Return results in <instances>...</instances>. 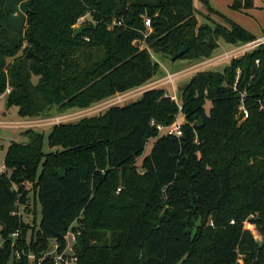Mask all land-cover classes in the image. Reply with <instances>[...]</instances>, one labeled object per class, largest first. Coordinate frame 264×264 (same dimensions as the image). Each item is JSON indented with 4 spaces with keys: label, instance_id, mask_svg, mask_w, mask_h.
<instances>
[{
    "label": "trees",
    "instance_id": "trees-1",
    "mask_svg": "<svg viewBox=\"0 0 264 264\" xmlns=\"http://www.w3.org/2000/svg\"><path fill=\"white\" fill-rule=\"evenodd\" d=\"M8 2L0 0V98L10 89L5 105L21 118L88 109L143 87L161 71L150 50L174 57L188 45L178 60L194 61L211 58L220 40H257L211 9L225 25L198 27L193 0H29L27 33L12 37L2 23ZM232 8L254 2L234 0ZM87 15L93 23L76 36ZM180 99L151 89L101 115L56 124L49 153L46 135L33 129L27 142H12L0 178V264L17 251L39 258L53 242L63 250L69 230L77 234V264H242L240 257L264 264V44L223 71L198 72ZM242 101L249 115L239 121ZM181 113L182 137L159 135L158 126ZM27 184L41 205L37 227L12 215L28 204Z\"/></svg>",
    "mask_w": 264,
    "mask_h": 264
},
{
    "label": "rangeland",
    "instance_id": "rangeland-1",
    "mask_svg": "<svg viewBox=\"0 0 264 264\" xmlns=\"http://www.w3.org/2000/svg\"><path fill=\"white\" fill-rule=\"evenodd\" d=\"M233 0H193V8L198 20V27L205 24L213 26V22L216 24L225 25L223 19L210 14V9L216 11L220 15L240 25L242 28L250 32L255 37L264 35V0H253L254 8L251 11L244 13L232 8ZM29 10V0H10L4 8L3 14L5 20L2 22L3 26L8 25V30L12 37H17L16 32L26 35L27 33V13ZM92 18L90 15L82 17L78 20L75 27H81L82 25L92 24ZM112 29V26H109ZM222 42V40H220ZM142 48H147L145 43L141 44ZM235 53L229 48L226 53L229 57H226L224 50L218 49L213 56L209 59L200 60H173V57L162 56L153 53L150 50L152 59L158 62L161 66V71L152 80L141 88L128 91L123 94H118L110 99H107L99 104H95L88 109H71L67 111H60L57 107L52 108L45 114L37 118H21L18 115V108L12 107L8 109L6 107V97L0 98V163L5 165V154L8 146L12 142H27L25 132L29 129H33L37 132L44 133L45 140L43 143L44 153L55 151L51 149L48 142V134L52 127L60 123H73L77 122L85 117L98 116L107 111L113 106H123L132 103L139 98L145 91L151 89H164L168 95H174L177 97L178 104L181 105L180 94L182 88L200 71H223L224 67L230 63L233 57H239L242 52L245 51V47H240ZM232 54V55H231ZM18 54V56H20ZM13 59H9L8 62H12ZM175 74V81L173 84L166 83L169 75ZM37 82V78H34ZM7 95V93H6ZM212 107L211 101H207L205 105L206 112L209 113ZM176 120L180 123H185V116L181 113L177 116ZM165 127V126H164ZM159 131V130H158ZM167 130L159 131V135H165ZM156 139H150L145 147L143 155L137 159V167L141 171V165L146 156H148L154 146ZM26 190H29V201L26 206L19 207L20 215L23 221L29 224L31 227H37L41 221V205L37 203V195L33 190L31 184L26 185ZM83 221V220H82ZM86 223V222H85ZM200 221L196 222L198 226ZM73 227H81V223L77 222ZM1 228V227H0ZM254 235L258 238V234L254 227H251ZM30 233L28 234V238ZM260 241V238L257 239ZM2 243V242H1ZM2 245V244H1ZM240 263L243 264V257L239 258ZM12 264V263H10ZM30 264H33L30 262Z\"/></svg>",
    "mask_w": 264,
    "mask_h": 264
},
{
    "label": "built area",
    "instance_id": "built-area-1",
    "mask_svg": "<svg viewBox=\"0 0 264 264\" xmlns=\"http://www.w3.org/2000/svg\"><path fill=\"white\" fill-rule=\"evenodd\" d=\"M116 24L117 23L114 22L113 25H112V28ZM144 24H145V27L147 29V33L145 34V37H147L152 32L151 20L148 19V18H146L144 20ZM118 25H121V23H118ZM261 44H264V42H263L262 39L259 40V41L256 40L253 43H249V44H246V45H241L240 47H242V48L243 47L249 48V49H246L245 51H243L242 54L253 50L254 48H256L257 46H259ZM234 49H236V50L238 49L239 50L240 48L237 47V48H234ZM234 49L232 50L233 53L236 52V50H234ZM225 56L226 57H229V55H227V54ZM233 58H235V57H233ZM233 58H231V59H233ZM257 63H258V61H257ZM175 77H176L175 74L169 75L168 78H167V80H166V83L173 84L174 81H175ZM9 92H10V89L7 90V93H9ZM168 96H170L172 100H174L175 102L178 103L176 96H174V95H168ZM180 108H181V106H180ZM248 115H249L248 110L245 108L244 103L242 101V104L240 106L239 115H238L239 121L245 120L248 117ZM182 126H183V124L180 123L179 120H176L169 127H164V126H161V125L158 126V130L159 131H163L165 129V130H167L166 133H165V135H171V136H175L177 138H181L182 135H183ZM6 171H7L6 165H2L0 163V178H1V176L4 173H6ZM12 215H14V216L15 215L21 216L19 211L17 213H13ZM233 223H234V221H232V224ZM18 237H19V232L14 233L12 235V238L13 239H16ZM65 240H66V245H65V248L63 250H60L59 245L56 242H53V243L50 244V247H49L48 250H46L45 252L41 253V255H40L39 258L33 252L25 253V252H19V251H17V252H15L13 254L12 262L13 261L14 262L15 261L20 262L23 257H26L29 260V262H32L33 264H35V263L42 264L46 260L52 261L53 264H77L78 263V259L75 256V251H74V247H75V244L77 242V234L74 233L72 230H69L68 234L65 237ZM1 242H2V237L0 235V247H1V244H2Z\"/></svg>",
    "mask_w": 264,
    "mask_h": 264
},
{
    "label": "water",
    "instance_id": "water-1",
    "mask_svg": "<svg viewBox=\"0 0 264 264\" xmlns=\"http://www.w3.org/2000/svg\"><path fill=\"white\" fill-rule=\"evenodd\" d=\"M87 29H89L88 25H82L81 27H75L74 28V34L76 36L81 35L84 31H86ZM188 50V45H185L174 57L173 60L176 61L178 59H180Z\"/></svg>",
    "mask_w": 264,
    "mask_h": 264
},
{
    "label": "crops",
    "instance_id": "crops-1",
    "mask_svg": "<svg viewBox=\"0 0 264 264\" xmlns=\"http://www.w3.org/2000/svg\"><path fill=\"white\" fill-rule=\"evenodd\" d=\"M233 2H234V0H233ZM232 2V3H233ZM255 7V6H254ZM252 9H249V10H242V12H244V13H247V12H249V11H251ZM257 38V41H259V40H263V42H264V35L263 36H260V37H256ZM237 47H239V46H234V45H230V44H226L224 41H220L219 42V48L218 49H223L224 50V53H222L221 55H223V54H225V53H227L228 52V50L229 49H231V48H237ZM226 48H229V49H226ZM217 49V50H218ZM231 50H233V49H231ZM3 96H7L6 94L5 95H3Z\"/></svg>",
    "mask_w": 264,
    "mask_h": 264
}]
</instances>
